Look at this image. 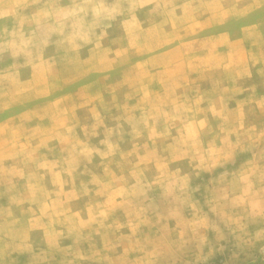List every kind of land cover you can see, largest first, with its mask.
Instances as JSON below:
<instances>
[{"label": "rangeland", "instance_id": "obj_1", "mask_svg": "<svg viewBox=\"0 0 264 264\" xmlns=\"http://www.w3.org/2000/svg\"><path fill=\"white\" fill-rule=\"evenodd\" d=\"M0 264H264V0H0Z\"/></svg>", "mask_w": 264, "mask_h": 264}]
</instances>
